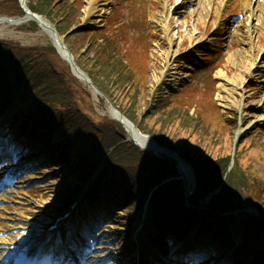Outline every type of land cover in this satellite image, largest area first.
<instances>
[{
	"label": "rangeland",
	"instance_id": "374dc122",
	"mask_svg": "<svg viewBox=\"0 0 264 264\" xmlns=\"http://www.w3.org/2000/svg\"><path fill=\"white\" fill-rule=\"evenodd\" d=\"M79 1L77 6L81 7V13L78 17L73 15L69 20L67 18L69 11L60 9L61 6H65V0L55 1L59 9L52 5L47 6L46 10L58 25L60 24L64 33L69 35L68 43L81 57L82 63L101 79L98 72L102 69V59L98 54L109 55V48L104 40L112 41L132 75L128 83L130 87L126 90L114 87L111 82L107 83L118 103L137 117L142 128L165 135L167 142L196 159L200 157L203 161H217L219 169L225 165L235 166L238 161L237 165H240L241 169H238V172L244 173L237 179L235 177L232 179L227 169H220L226 172L223 173V177L211 176L215 184L213 186L220 187L222 184V198L235 201V204L247 198L249 204L264 207V122H259L264 115L262 102L264 84L259 79V76L264 75V0H259L257 4L261 12L257 13L258 17L253 20L252 25L254 57L260 59L262 74L257 76L254 74L252 79L248 77L246 69L238 67L240 61L237 57L242 53L241 57L244 58L248 49L236 36L237 25L246 20L245 9L253 6L252 0H231L225 6L221 4L223 0H212V6L210 2L206 5V2L201 3L202 0L186 1L180 7L179 13L174 15L172 13L173 21L178 22V27H175L174 31L171 30L175 35L172 43L169 36L152 22L151 14L159 10L158 0H111L108 5H104L107 0ZM217 2L222 6L218 5L213 14ZM9 6V0H0V11L4 8L7 11ZM90 7H97V11L88 12ZM232 17L238 19L231 23ZM186 21L189 22L183 23ZM217 22H220V25L216 31L214 27ZM79 29L81 30L78 31ZM49 40L48 35L39 30L35 23H28L22 27L0 25L2 48L11 49L14 56L16 55L20 61H27L31 68L18 69L20 73L30 72L40 79H47L48 73L52 77L53 72L60 77L62 75L68 77L72 94V98L68 99L71 103L69 110L75 115L80 114L77 119L81 123L91 129L93 128L89 122L96 128L118 125L112 117L109 104L89 86L74 77L66 61L52 51L48 45ZM204 45L212 49L211 52L204 51ZM182 52H186L192 58H182L180 54ZM43 61L53 69L42 66ZM171 65L180 67L177 71L178 80H183L175 93L162 89L161 83L164 76L169 80L173 76L170 71ZM219 73H223L225 81L232 83L227 104L221 103L218 97L221 83ZM238 77L244 79L243 85ZM157 86L158 89L155 90ZM33 98L34 96L32 99L28 98L27 106H24L25 111L21 110L23 117H26V109L30 107L39 113L38 102ZM58 107L66 112L61 106ZM18 110L13 112L17 113ZM237 110L246 118L245 120L242 118V124L240 120L236 121V115L239 114ZM6 121L12 123V117ZM251 124L255 127L239 141L240 130ZM39 155L41 156L40 153ZM91 156V153L86 154L89 159ZM34 166V171L23 177L18 186L7 190L3 194L6 196L4 201L0 200L7 216L29 211L35 213L34 221L26 230L21 229L18 223L9 220L5 222L10 226L17 225L24 237L22 235L16 245L0 251L1 262L8 263L13 252L19 249L18 245L22 246L27 239L35 240L37 235L44 233L48 225L68 208L70 200L78 192L84 179L93 175L94 169L73 176L67 169L58 167L56 159L51 155L43 156ZM135 169L130 166L124 173L134 180L137 167ZM206 171L209 173L207 169ZM222 179L235 188L234 192ZM234 179L239 183H234ZM218 187L211 192L218 190ZM147 190V187L143 188L142 193H146ZM157 197L159 195H154L153 199ZM165 200L169 203L174 201L173 204L179 203L172 198ZM50 202L52 204L50 208L43 207V204ZM106 216L108 222L96 233L95 248L98 246V251L95 250V260L89 264H130L132 257H128V254L134 238L133 235H129L126 225L129 215L125 211L117 212L112 207L108 208ZM257 228L259 230L260 227ZM3 235L5 236L4 233H0V236ZM254 235L261 237V243L264 244V231H256ZM169 243L170 241L168 246ZM244 264H247L246 261Z\"/></svg>",
	"mask_w": 264,
	"mask_h": 264
},
{
	"label": "bare ground",
	"instance_id": "6f19581e",
	"mask_svg": "<svg viewBox=\"0 0 264 264\" xmlns=\"http://www.w3.org/2000/svg\"><path fill=\"white\" fill-rule=\"evenodd\" d=\"M185 1L187 0H158V11L156 13L151 14V18H152V22H154L158 27H160L162 29V31L169 36V41L172 43L174 41L175 35L174 33L171 31L173 30L175 27H178V22L175 23L173 21L172 18V12L173 15L176 13H179V9L180 7L185 3ZM205 3V5L207 3L210 2L211 6H212V0H202L201 3ZM94 3V2H93ZM109 3H111V0H107V2L104 5H108ZM95 4V3H94ZM93 4V6H94ZM222 5L224 4V1H222L221 3ZM219 2H217V4L215 5V9L213 11V14L216 11V7L218 5H221ZM200 6V5H198ZM247 7V5L245 6V8ZM173 9V11H172ZM91 10L93 11H97V7H90L88 9V12H91ZM99 11V10H98ZM258 12H261V8H256V6H249L245 9V18L246 20L241 21L238 23L237 25V33L236 36L239 40V42L246 47L248 50L246 51V54L244 55V58L241 57L242 53L240 54V56L237 57V59L240 61L238 63V67L239 68H244L246 69V73L248 75L249 78H252L253 76V70L254 69H258L257 72L255 73L256 76L258 74H262L261 73V69L260 67H258V60L254 57V51H255V47L253 45V34H252V25H253V20L257 19L258 17ZM187 16V14L185 15V17ZM189 16V15H188ZM33 20L37 21L38 24L40 25V28L43 32H45L46 34H48L49 36H51L55 42L57 41L56 38L54 37V33L52 32V27L50 26V24L43 18H33ZM189 21L183 22V23H188ZM13 23L10 24H6V25H12ZM25 24V23H22ZM174 31V30H173ZM170 32L172 33L170 35ZM61 47H59V51H60V56L63 57V60L66 59V52L62 49H60ZM174 53H178V52H174ZM262 67V66H261ZM172 69V73H173V79L172 81L168 82V84H166V86L164 85L163 89H167L169 88H176L179 85L180 80H178V73L177 71L180 69V67H178V65H174V67H171ZM77 72V71H76ZM9 71L6 69H3V74L6 75V78H9L8 76ZM79 73V72H77ZM78 79L83 80L82 75L79 73V75L77 74ZM260 81L262 82V84H264V75L259 76ZM221 78V79H220ZM226 77L223 75V73H219V80L221 81L220 85H219V100L221 103L227 104L228 101L230 100L229 98V94L230 91L232 90L231 85L232 83H229L227 80L225 81ZM239 82H241V84L243 85L245 81H243L244 79H242L241 77H238ZM230 86V87H229ZM21 91L24 93V89L21 88ZM263 102V106H264V101ZM5 103L7 104V99L5 101ZM9 108L4 109V114L5 112L8 111ZM113 115L114 117H116V119L120 120V116L118 113L113 111ZM11 118V114L7 115V119ZM259 122H264V115L259 119ZM125 126L128 129V131L130 132L131 138L142 148L149 150V151H153L157 154H161V150L157 147V145L155 143H152L151 141H149V139L147 137L142 136L135 127H133L129 122L125 121ZM2 127V126H1ZM13 127V126H11ZM16 127H14L13 129H11L8 133H3V136L6 139L4 142H2V144L5 147V150L3 152V156H7V150L9 148V150L12 152V154L14 152H18L19 154H17L20 158L18 159L22 166L24 168H28L30 169V172L34 171V165L36 163L39 162L40 160V155L41 157L46 156L45 154V148L41 147L39 145H37L34 141H32L30 138L27 137V135H21L19 134L18 130ZM10 136V137H9ZM44 152V153H41ZM62 168V167H60ZM180 171L185 175V178L187 180V186L189 188H193L194 186V182H193V176H192V172L191 169L185 165V164H180ZM6 196L5 195H0V200H5ZM51 202L50 203H46L43 204V207H45L46 209L51 207ZM5 207H3L0 204V233H4L5 236H0V250L2 249H6L7 247L11 246V245H16L18 242V239L24 234L23 232L20 230V228L18 226H21V229L26 230L27 226H30L31 222L34 221V217L33 215H35V213L33 212H25L19 215H10L8 214V216L5 214ZM7 220L12 221L14 223H18L17 225H12L10 226L9 224L5 223ZM67 221V220H66ZM66 221L61 222L60 225H64ZM53 226V225H52ZM51 226V227H52ZM50 227V228H51ZM17 230V231H15ZM81 233V232H80ZM77 233L76 236L72 239L73 243L77 244L79 242V240H81L78 237ZM52 235V232H50V235ZM49 237L47 236L45 239H48ZM44 239V240H45ZM27 241V242H26ZM25 241L24 244H22V246L18 245L19 250L17 253L13 254V259L11 264H17L19 263L27 254L26 252V245L29 241V239H27ZM68 241V240H67ZM40 244H44V242H40ZM69 243H67L63 248H65ZM33 247V246H32ZM195 249V250H193ZM190 246H182L179 250L180 252L184 253V254H191L192 250L195 251L194 254L196 253L197 255L200 254L199 249L198 248H202L203 246L200 244H195ZM198 247V248H196ZM35 250V249H34ZM35 252H38L35 250ZM38 257V256H36ZM140 259V264H148V261L146 259V255L145 253L141 252V256H139ZM136 259L135 263L133 261L132 264H137V260ZM207 263V262H204ZM173 264H182V263H173Z\"/></svg>",
	"mask_w": 264,
	"mask_h": 264
},
{
	"label": "trees",
	"instance_id": "16d2710c",
	"mask_svg": "<svg viewBox=\"0 0 264 264\" xmlns=\"http://www.w3.org/2000/svg\"><path fill=\"white\" fill-rule=\"evenodd\" d=\"M11 1L14 4L15 12L20 13L21 10H20V7L17 3V0H11ZM55 1L56 0H30V7L34 11H36L37 13L42 14V15H46V16H48L49 19L53 20L50 13L46 10V7L52 6V5H54V6L56 5V7L59 6V5H57V3ZM76 4H77L76 1L72 2L71 4L67 1L65 3V6H61L62 8H60V9L64 8V10L69 11L68 17H67L68 20L73 15L78 17L79 13H81L80 12L81 10L78 7H76ZM15 12L12 11L13 14ZM57 27H58V31L60 33L65 34L64 33L65 31L63 30V28H61L60 24ZM110 46H111V44H110ZM71 50L74 51L73 49H71ZM98 50H99V48H98ZM108 54L109 55H107V56H103L101 53L98 54L99 57L102 59L101 60L102 69H99V72H98L101 79L97 78L95 76V73L90 70L91 78L93 79L95 84L99 87V89L106 96H108L116 106L120 107L122 109V112L125 114V116L128 117L133 123L138 125L140 127V129H142V131H144L150 135H153L158 140H160V137H161L165 141V135L157 134V133H155L152 130H149L147 128H142L141 125L138 123L137 117L134 114H132L131 112H129L128 110L124 109L121 105L118 104V101L116 100V98L113 94V91L109 89L110 85L107 83L111 82V84L114 87H118V88L126 90L130 87V86H128V83H130L132 75H131V72L129 71L128 66L119 57V54H117L116 51L111 50L110 52H108ZM21 62L23 64V67H22V64H18L17 69H16V72L19 74V76H23L24 79H26V80L30 79L31 77H35L30 72H28L26 74L19 72L18 69H31L26 64V61H21ZM42 66H46V68H47L48 64L42 63ZM48 67H52V66H48ZM50 69H53V67ZM52 74H54V73H52ZM47 75H48L47 79H44V78L40 79L42 86L48 85L50 87V89H49L50 92H48V95H47L48 97L44 96V98L45 99L50 98L51 100H53V102H56L57 105H61V107L65 108L66 110L69 109L70 103H68L67 101H65V102L59 101V98L62 100H68L70 98L69 95H67V93H66L68 91L67 88L69 89V87H68L69 79L65 78V77H60L56 74H54L55 76L52 75V77L50 76L49 73ZM44 91L46 92V90H44ZM162 108H163V105H162ZM155 112H158V111L155 110ZM79 116H80L79 113L76 115L73 112L68 113L67 122H68V125H69V128L71 131H74L81 136H85V139H91L92 135L95 138V134L97 132L101 133L103 136L102 141H101L102 144H97V143L95 144V141H94L95 146L93 147V149L91 151L96 152L97 150L100 149L103 152H105L106 154H109L110 149L111 150L113 149V151L109 154L110 155L109 158L111 161L118 162L115 164H111L113 169L111 170L110 184H111V186H113L114 180L121 177L120 175L122 174V171L125 168L134 164L135 160L137 161L135 163V165L138 163V161H139L138 158L141 156V152L133 144L126 143L124 131L121 132L116 127L112 128L111 126L102 127L101 129H98V128L91 129V128H88L87 126H85L83 123H81L77 119V117H79ZM88 130H90V131H88ZM81 144H83V141H80L78 143V145H81ZM85 158L87 161L90 160L86 156H85ZM222 161L223 160H221V162ZM237 163H238V161L235 163V166L232 168L231 171H229V168L231 167V165H225L224 167L221 166L220 169H223V170L227 169L229 171L230 177L232 179H233V177H235L237 179L238 177L241 176L240 175L241 173H244V172H240V173L238 172V169H240V165H237ZM219 166L220 165L218 164L217 161H211L208 163H201V162L196 163L195 168H196L197 176L199 179V185H200L201 193L209 194V193H211V190L218 187V186H216V187L213 186L215 184L212 182L211 176L213 178H215L216 175L223 177V175L225 174L226 171L222 172L219 169ZM204 167L209 171V173L206 171V169ZM224 178H225V176H224ZM225 183L230 188H232V191L234 192L235 188L232 187L231 185H229L226 181H225ZM234 183L238 184L239 182H236L234 179ZM138 186L139 185L137 184V181L135 183L132 180H128V189L138 188ZM239 186H242V185H239ZM172 188H174V187H172ZM218 188H220V187H218ZM222 190H223V187H222ZM220 194H221V196H220ZM220 194L218 196H216L215 199H213V205L216 207V209L224 211V210L235 209L236 207H243V206L248 204L247 198H246V200H240L239 202H237V204H235L236 203L235 201H233L234 202L233 203V202L227 200L226 198H222V192ZM263 213H264V211H263ZM204 215H206V214H204Z\"/></svg>",
	"mask_w": 264,
	"mask_h": 264
},
{
	"label": "water",
	"instance_id": "95a60500",
	"mask_svg": "<svg viewBox=\"0 0 264 264\" xmlns=\"http://www.w3.org/2000/svg\"><path fill=\"white\" fill-rule=\"evenodd\" d=\"M54 33L55 34H57L56 33V31L54 30ZM65 50L68 52V56H69V59H70V61H72V55L70 54V52L65 48ZM89 84H91L94 88H95V86H94V84L90 81V80H86ZM96 89V88H95ZM174 156H176L175 154H173ZM172 159H174L175 160V162H176V165H177V168H179V162H178V159H176V158H174V157H172ZM227 202V201H226ZM228 203V202H227Z\"/></svg>",
	"mask_w": 264,
	"mask_h": 264
}]
</instances>
